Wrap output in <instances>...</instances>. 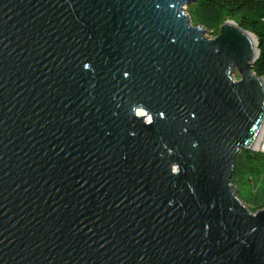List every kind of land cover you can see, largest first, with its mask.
<instances>
[{
  "label": "water",
  "instance_id": "1",
  "mask_svg": "<svg viewBox=\"0 0 264 264\" xmlns=\"http://www.w3.org/2000/svg\"><path fill=\"white\" fill-rule=\"evenodd\" d=\"M193 1L0 0V264H264L258 41Z\"/></svg>",
  "mask_w": 264,
  "mask_h": 264
},
{
  "label": "trees",
  "instance_id": "2",
  "mask_svg": "<svg viewBox=\"0 0 264 264\" xmlns=\"http://www.w3.org/2000/svg\"><path fill=\"white\" fill-rule=\"evenodd\" d=\"M193 24H200L213 36L226 19H234L253 32L259 53L253 70L264 77V0H195L187 6ZM238 197L252 212L264 207V152L242 150L237 155L231 180Z\"/></svg>",
  "mask_w": 264,
  "mask_h": 264
},
{
  "label": "bare ground",
  "instance_id": "3",
  "mask_svg": "<svg viewBox=\"0 0 264 264\" xmlns=\"http://www.w3.org/2000/svg\"><path fill=\"white\" fill-rule=\"evenodd\" d=\"M262 134H264V125L259 130L256 138L253 141V144L257 147V151L264 152V147H258L259 146V143L261 142V139H262Z\"/></svg>",
  "mask_w": 264,
  "mask_h": 264
},
{
  "label": "snow or ice",
  "instance_id": "4",
  "mask_svg": "<svg viewBox=\"0 0 264 264\" xmlns=\"http://www.w3.org/2000/svg\"><path fill=\"white\" fill-rule=\"evenodd\" d=\"M84 67H85V68H87V67H88V65H84ZM124 75H125V76H127V75H128V73H127V72H125V73H124ZM136 112L139 114V113H142V112H143V110H142V109H140V108H137V109H136ZM160 116H164V113H163V112H161V113H160ZM148 119L150 120V119H151V117H148ZM172 171H173V172H175V171H176V166H175V165H173V166H172Z\"/></svg>",
  "mask_w": 264,
  "mask_h": 264
},
{
  "label": "rangeland",
  "instance_id": "5",
  "mask_svg": "<svg viewBox=\"0 0 264 264\" xmlns=\"http://www.w3.org/2000/svg\"><path fill=\"white\" fill-rule=\"evenodd\" d=\"M206 35L209 36V37H212V36H213L212 33H211L210 31H208V30L206 31ZM239 76H240L239 73L236 72V73H235V77H236V78H239ZM254 148H257V147H256L254 144H252V145H251V149H254Z\"/></svg>",
  "mask_w": 264,
  "mask_h": 264
},
{
  "label": "built area",
  "instance_id": "6",
  "mask_svg": "<svg viewBox=\"0 0 264 264\" xmlns=\"http://www.w3.org/2000/svg\"><path fill=\"white\" fill-rule=\"evenodd\" d=\"M258 147H264V134H262V139Z\"/></svg>",
  "mask_w": 264,
  "mask_h": 264
}]
</instances>
